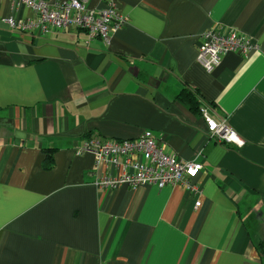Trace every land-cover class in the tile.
I'll return each mask as SVG.
<instances>
[{
	"label": "crops",
	"instance_id": "obj_1",
	"mask_svg": "<svg viewBox=\"0 0 264 264\" xmlns=\"http://www.w3.org/2000/svg\"><path fill=\"white\" fill-rule=\"evenodd\" d=\"M107 2L127 18L109 44L73 28H10L5 19L34 15L0 0V264H264V0L88 6ZM212 27L255 48L207 73L196 55ZM182 91L242 146L208 137ZM146 131L203 165L199 197L178 184L95 187L94 157L77 149Z\"/></svg>",
	"mask_w": 264,
	"mask_h": 264
},
{
	"label": "built area",
	"instance_id": "obj_2",
	"mask_svg": "<svg viewBox=\"0 0 264 264\" xmlns=\"http://www.w3.org/2000/svg\"><path fill=\"white\" fill-rule=\"evenodd\" d=\"M10 1L14 10L24 7L34 16L26 22L9 17L5 23L20 31L36 28L41 35L73 28L84 31L88 41L99 39L109 44L112 35L127 23V18L112 2H107L100 11L89 8L90 0H65L55 4L35 0ZM198 39L196 63L207 73L214 71L227 53L238 52L246 57L255 48L250 37L222 27H212ZM200 113L208 137L218 144L242 146L241 139L225 119L212 118L210 110L202 106ZM83 153L94 157L93 170L97 174L94 185L101 191L115 190L122 185L162 188L178 184L190 195H201V190L192 180L203 170V165L195 160L183 161L175 153L166 152L162 137L150 131L134 139L89 138L76 151V154ZM194 206H200L199 200Z\"/></svg>",
	"mask_w": 264,
	"mask_h": 264
},
{
	"label": "trees",
	"instance_id": "obj_3",
	"mask_svg": "<svg viewBox=\"0 0 264 264\" xmlns=\"http://www.w3.org/2000/svg\"><path fill=\"white\" fill-rule=\"evenodd\" d=\"M177 97V101L184 105L186 108H189V111L193 114H198L200 110V105L198 101L195 99L194 96H191L190 93H186L185 91H182ZM50 162L49 157L46 158V164Z\"/></svg>",
	"mask_w": 264,
	"mask_h": 264
}]
</instances>
